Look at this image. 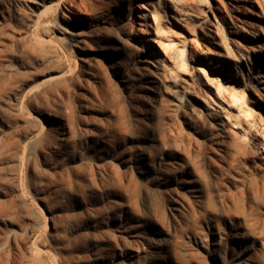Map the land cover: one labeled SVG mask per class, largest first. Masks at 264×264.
Here are the masks:
<instances>
[{
  "label": "rangeland",
  "instance_id": "374dc122",
  "mask_svg": "<svg viewBox=\"0 0 264 264\" xmlns=\"http://www.w3.org/2000/svg\"><path fill=\"white\" fill-rule=\"evenodd\" d=\"M149 1L163 65L119 39L138 0L69 44L61 0H0V264H264V0Z\"/></svg>",
  "mask_w": 264,
  "mask_h": 264
},
{
  "label": "bare ground",
  "instance_id": "6f19581e",
  "mask_svg": "<svg viewBox=\"0 0 264 264\" xmlns=\"http://www.w3.org/2000/svg\"><path fill=\"white\" fill-rule=\"evenodd\" d=\"M47 1L48 0H42L41 5L44 6ZM121 1L124 0H117V3ZM147 3L151 5L149 0H138V2L132 5L130 14H128L126 20L124 22L122 21L121 23L122 35L119 37V39L124 42L132 41L133 43H135L139 57L152 60L153 62H157L158 64L163 65L167 57L161 52V50H159L161 48V44H159V41H161V38L163 37L161 36V34H164L165 28L162 26V19L159 10L153 7H150L149 10ZM54 4L55 3H52L51 5L47 6L46 9L52 7ZM229 12L230 11H228V18L224 17V27L226 28L227 32L234 34V36L238 38L247 37V33L245 32L244 27L237 21L234 14H230L231 12ZM61 13L62 15L60 16V19H63L65 23L56 20L55 27L60 33L70 35L69 41H67V44H69L72 40H74V37L80 36L82 30L88 26L90 15L88 9L83 4V0H61ZM137 16L141 17L139 25L137 24L136 20ZM104 22H106V20H104ZM162 43L166 44V41H163ZM166 46L169 47V49L173 48L171 43ZM185 51V46L179 48L178 57L180 56L184 58ZM253 52L254 56L251 55V53ZM225 53L229 54L230 51H227L225 49ZM240 57L242 58V60L244 59L246 67L248 71H250L251 69L249 68V63L251 65L253 63L255 64L257 59L259 60L261 58H264V53H258L256 50H252L251 52L248 51V53L246 54L240 52ZM254 57H256V59ZM247 60L249 63H247ZM238 63L239 62H237V64ZM53 78L55 77H51L50 79ZM121 79L126 86L130 82V78H127L123 75ZM174 84L175 87L172 89L173 97L178 102H189L190 97L183 83L177 80ZM244 97L245 95L242 94L239 99H244ZM235 123H237V126H239V122L235 121ZM239 132L241 134L245 133L241 128L239 129ZM141 156L143 161L148 160V155L145 152H142ZM145 163H148V161ZM154 248H156L158 252L156 255V264H170L167 255L164 253V251H162V249L165 250L166 248H162L159 246H154Z\"/></svg>",
  "mask_w": 264,
  "mask_h": 264
}]
</instances>
